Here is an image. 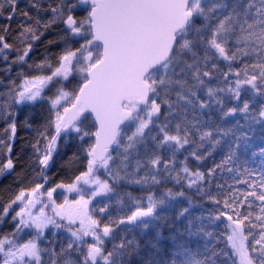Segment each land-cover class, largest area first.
<instances>
[{"label":"snow or ice","instance_id":"6c2138e0","mask_svg":"<svg viewBox=\"0 0 264 264\" xmlns=\"http://www.w3.org/2000/svg\"><path fill=\"white\" fill-rule=\"evenodd\" d=\"M0 264H264V0H0Z\"/></svg>","mask_w":264,"mask_h":264},{"label":"trees","instance_id":"16d2710c","mask_svg":"<svg viewBox=\"0 0 264 264\" xmlns=\"http://www.w3.org/2000/svg\"><path fill=\"white\" fill-rule=\"evenodd\" d=\"M22 135H26V133H21Z\"/></svg>","mask_w":264,"mask_h":264}]
</instances>
